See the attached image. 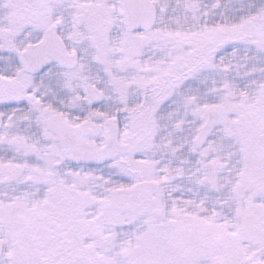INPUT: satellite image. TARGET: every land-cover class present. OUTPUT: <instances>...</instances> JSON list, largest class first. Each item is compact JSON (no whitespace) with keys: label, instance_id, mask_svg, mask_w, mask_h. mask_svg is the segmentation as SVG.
<instances>
[{"label":"snow or ice","instance_id":"1","mask_svg":"<svg viewBox=\"0 0 264 264\" xmlns=\"http://www.w3.org/2000/svg\"><path fill=\"white\" fill-rule=\"evenodd\" d=\"M0 264H264V0H0Z\"/></svg>","mask_w":264,"mask_h":264}]
</instances>
